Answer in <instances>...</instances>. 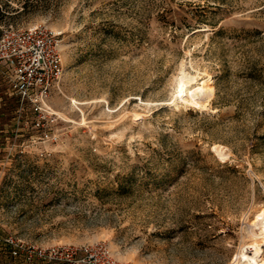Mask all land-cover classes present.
<instances>
[{"label": "rangeland", "instance_id": "374dc122", "mask_svg": "<svg viewBox=\"0 0 264 264\" xmlns=\"http://www.w3.org/2000/svg\"><path fill=\"white\" fill-rule=\"evenodd\" d=\"M10 24L64 72L41 117L0 71V264H264V0H0Z\"/></svg>", "mask_w": 264, "mask_h": 264}, {"label": "built area", "instance_id": "2783aa9c", "mask_svg": "<svg viewBox=\"0 0 264 264\" xmlns=\"http://www.w3.org/2000/svg\"><path fill=\"white\" fill-rule=\"evenodd\" d=\"M0 71L5 74L11 92L21 104L28 102L45 117L46 99L61 79L64 66L61 40L57 32L43 24L3 27L0 25ZM37 126L43 124L36 120ZM38 258L60 264H135L117 258L104 242L76 247L31 248ZM16 254V251H13Z\"/></svg>", "mask_w": 264, "mask_h": 264}, {"label": "bare ground", "instance_id": "6f19581e", "mask_svg": "<svg viewBox=\"0 0 264 264\" xmlns=\"http://www.w3.org/2000/svg\"><path fill=\"white\" fill-rule=\"evenodd\" d=\"M206 88H207V84L205 80H202L200 83L196 85H192L190 87H188L185 82H179L180 93H183L186 89H188L193 94V92L198 89H206Z\"/></svg>", "mask_w": 264, "mask_h": 264}]
</instances>
